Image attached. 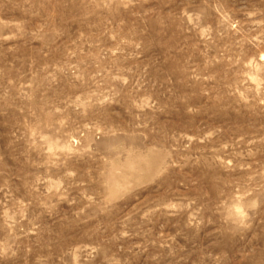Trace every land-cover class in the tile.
Listing matches in <instances>:
<instances>
[{"label":"rangeland","instance_id":"1","mask_svg":"<svg viewBox=\"0 0 264 264\" xmlns=\"http://www.w3.org/2000/svg\"><path fill=\"white\" fill-rule=\"evenodd\" d=\"M0 264H264V0H0Z\"/></svg>","mask_w":264,"mask_h":264}]
</instances>
